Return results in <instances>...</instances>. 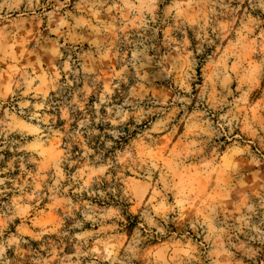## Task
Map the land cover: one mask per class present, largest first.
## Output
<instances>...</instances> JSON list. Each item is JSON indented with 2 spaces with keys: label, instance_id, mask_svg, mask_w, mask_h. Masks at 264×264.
<instances>
[{
  "label": "rangeland",
  "instance_id": "1",
  "mask_svg": "<svg viewBox=\"0 0 264 264\" xmlns=\"http://www.w3.org/2000/svg\"><path fill=\"white\" fill-rule=\"evenodd\" d=\"M0 264H264V0H0Z\"/></svg>",
  "mask_w": 264,
  "mask_h": 264
}]
</instances>
